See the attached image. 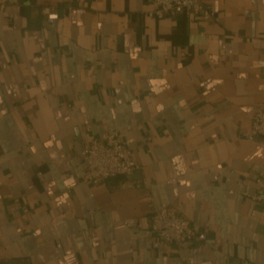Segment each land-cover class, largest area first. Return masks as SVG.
<instances>
[{
  "label": "crops",
  "instance_id": "obj_1",
  "mask_svg": "<svg viewBox=\"0 0 264 264\" xmlns=\"http://www.w3.org/2000/svg\"><path fill=\"white\" fill-rule=\"evenodd\" d=\"M77 1L0 0L3 264H264V139L246 138L264 0L163 18L154 0ZM113 130L141 170L84 181V144ZM163 203L207 240L154 246Z\"/></svg>",
  "mask_w": 264,
  "mask_h": 264
},
{
  "label": "built area",
  "instance_id": "obj_2",
  "mask_svg": "<svg viewBox=\"0 0 264 264\" xmlns=\"http://www.w3.org/2000/svg\"><path fill=\"white\" fill-rule=\"evenodd\" d=\"M65 6L78 5L77 0H65ZM155 8L149 12L151 17L163 18L184 14H213L205 0H154ZM47 19L52 22L59 18V13L49 7L43 9ZM253 67H264V54L253 63ZM250 140L264 139V109L253 114L250 131L246 134ZM85 166L84 181L99 184L119 175H129L141 170V164L133 157L131 139L120 130L106 131L86 142L81 151ZM257 190L252 195L256 203L264 206V178H256ZM132 187L149 189L152 184L145 178L131 181ZM127 224L128 221H126ZM151 230L161 243L190 245L207 240V233L194 227L188 219L172 209L168 204H161L151 217ZM0 264H3L0 255Z\"/></svg>",
  "mask_w": 264,
  "mask_h": 264
}]
</instances>
